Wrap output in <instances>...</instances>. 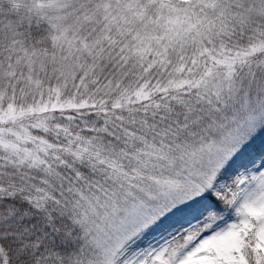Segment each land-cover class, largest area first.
<instances>
[{"label": "snow or ice", "instance_id": "6c2138e0", "mask_svg": "<svg viewBox=\"0 0 264 264\" xmlns=\"http://www.w3.org/2000/svg\"><path fill=\"white\" fill-rule=\"evenodd\" d=\"M0 264H264V0H0Z\"/></svg>", "mask_w": 264, "mask_h": 264}]
</instances>
